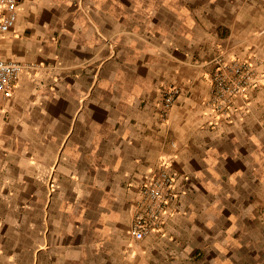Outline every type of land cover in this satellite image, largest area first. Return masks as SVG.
Segmentation results:
<instances>
[{
  "label": "crops",
  "instance_id": "crops-1",
  "mask_svg": "<svg viewBox=\"0 0 264 264\" xmlns=\"http://www.w3.org/2000/svg\"><path fill=\"white\" fill-rule=\"evenodd\" d=\"M0 57L41 64L0 96V264H264V0H19ZM218 57L257 81L220 117ZM164 162L179 197L135 240Z\"/></svg>",
  "mask_w": 264,
  "mask_h": 264
},
{
  "label": "built area",
  "instance_id": "built-area-1",
  "mask_svg": "<svg viewBox=\"0 0 264 264\" xmlns=\"http://www.w3.org/2000/svg\"><path fill=\"white\" fill-rule=\"evenodd\" d=\"M19 0H0V36L15 27L17 4ZM210 81L211 95L208 106L217 117L230 114L234 101L243 97L249 88L256 86L254 70L248 61L218 57ZM40 63L7 60L0 57V96L9 98L20 74L31 73ZM179 89L175 85L167 86L162 91L161 108L165 116L172 107ZM176 174L167 162L150 170L138 188L137 196L131 203L133 218L129 234L135 240L143 239L150 233L159 231L168 208L177 201L179 192L175 184Z\"/></svg>",
  "mask_w": 264,
  "mask_h": 264
}]
</instances>
